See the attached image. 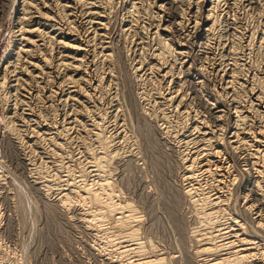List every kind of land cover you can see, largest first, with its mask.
Masks as SVG:
<instances>
[{
  "label": "rangeland",
  "instance_id": "374dc122",
  "mask_svg": "<svg viewBox=\"0 0 264 264\" xmlns=\"http://www.w3.org/2000/svg\"><path fill=\"white\" fill-rule=\"evenodd\" d=\"M118 1L119 4L116 3L113 5L115 6L111 9V12L113 13H110L111 16L109 17L111 29L110 31L108 30V33L113 40L112 59L111 61H102L100 59L96 62L98 65V73L101 76L104 75V89L102 93L97 94L90 88V84L85 83L84 81L80 86L83 87L86 85L85 88L89 92V96L83 97V100H86L83 108L76 106L73 101H70V104L66 106L65 112L68 111L67 113L69 114H71V112L76 114L74 117L77 116L78 121L80 122L76 124L77 129L78 127L84 129L83 126L85 123L86 125L90 124L89 119H97L100 116L104 118L105 121H101L103 122L102 125L97 124V126H95L94 132L97 131L96 133L101 134L104 131L105 134L103 133L102 136L106 137L107 140L110 141L108 143L110 146L105 149L106 151L103 150V153L107 158L109 156V153L107 152H110L111 149L112 151L118 149L119 155L112 159V162L110 161V165L108 166L110 172L108 177L111 182L113 181L112 183H114V187L116 189L118 188L120 197L123 200L126 199L128 201H132L135 205L137 213L135 212L136 214L134 217L137 220L134 221V224H136L139 228L138 234L145 237L147 236V240L150 239L155 245H158L159 248H164V251H170V249H173L174 252L171 250L170 253L176 252L177 254L180 253L182 256L186 253L184 255L186 258L183 256L185 260H182V264H186V262L183 261H186V259L189 260L192 254L191 248L195 247V245H193L195 240L194 237L191 236V231L201 230L203 227L201 228L200 223H198L195 218V209L187 203L186 198L182 195V188L184 184H182L183 181H181L180 177L183 172V168H181L182 166L179 155L182 152V148H184L181 144L183 139L182 135L184 136L185 133L190 132L193 124L190 122H193V119L197 120V117H199L198 115H201V118L203 119L205 118L204 120H206L209 124V129H211L214 135L213 137L216 136V138L213 139H218L217 141L220 143V147L222 145V148H225V151L228 147L227 151L230 150V152H234L231 154L228 152V155L225 158V162L227 160L226 163L232 166L231 169H234V171L233 169L232 171L236 179L231 186V191L233 194H236V197L233 196V194L231 195L233 199L229 201V212L231 210L232 212L230 213L237 217V219L241 220V222L245 224L248 231L254 229L249 226H251L253 218L258 215L254 214V212L258 209H254L253 213L245 210V205L248 202L257 205L259 208L262 206L260 209L262 210L261 214L264 216V203H259L263 202L264 198L255 188L256 181H254V179H258L255 176V170H262V168L264 170V157L258 155L257 158H253V156L251 158L250 155L247 154L249 153L248 149L246 148L247 150H245L244 148L245 141L247 143V147L254 149L258 140H264V123L262 116L259 114L260 107H257V109L254 108L256 106H253L252 108L249 107L248 104H250L249 102H251V99L250 93L247 91L249 88L253 89L251 87L252 85L250 86L248 83L252 81L251 76L255 75L256 78L263 79L261 80V85L263 86L262 91L264 92V70H262L264 69V63L260 64L261 68L259 65L255 68L256 62L263 60H258V57L261 54L259 49H262H258V45L259 47L262 46L264 48V43L263 45L260 44L264 42V36H261L264 35V0H237L236 6H231L228 3V0L221 1L217 7L220 8V15L218 17L220 18L219 22H221L219 23L217 31L215 30L210 36L204 39H191V49L190 51L189 48L186 49L189 52L188 54L191 55V58L194 57L193 59L195 61L192 63L193 66H191L189 62L182 60V58L178 59L176 62L175 59L172 60L173 67L175 69L174 74H178L180 81L182 83L184 82L183 84L181 83L183 85L182 92L185 102H187L186 105L189 110V116L181 113L179 114L176 109L171 111L167 108L166 113H168V119L166 120L161 118L162 110L157 105H154V102L156 95H159L165 87H168V85L159 81L160 76L156 68L154 69V73H152L147 67V62L150 63V65H153L156 61L153 62L152 59H147V55L145 54L141 55L140 58L135 57L133 54L131 56L128 50L129 47L131 50H135L140 47L138 45L134 46L132 43L133 40H136L135 37H139V28L137 23L139 20H142L140 23L145 25L146 28L148 27L147 23H152L149 19L147 20V18L155 14L156 8H154V6L156 5V2H154V0L153 3L152 0H143L141 5H137V7L140 6L138 9L139 11L128 16V14L121 9L122 3L124 5L125 0L122 2L121 0H116V2ZM11 2H13V0H0V6L2 5L0 7V70L2 69L4 62L7 61L6 56L9 52L8 49L11 47V34L13 33L12 26L14 25L12 21L15 19L11 12L13 4L12 3L10 6ZM157 3L164 5L163 9L165 10L159 11V15L162 17L165 16L163 19L168 20L171 16L175 18V21L179 19L181 9L174 3L173 5H170L172 4V0H157ZM200 9L203 12L205 8ZM202 16L204 20L205 15ZM125 18H129L131 20L133 25L131 30L125 31L126 27L129 26L126 23L127 26L125 25L124 27L123 20H125ZM232 18L234 20L236 19L238 23L233 25ZM143 21L145 23H143ZM235 25H241L246 31L249 30V32H245L241 35L240 32L238 33L239 30L233 28ZM199 29L200 27L197 28V30ZM244 29H242V31H245ZM145 30L146 29H143L142 31ZM252 31L253 36L250 34ZM215 33H219L220 36L215 35ZM176 34L177 33H175V35ZM174 38L177 42V36ZM248 38H251L250 43L252 45H249L250 43L247 44L248 41H246V39L249 40ZM258 39H261L262 42ZM138 42L140 41L138 40ZM155 46L156 43L154 41L151 42L149 46H146V48L148 51H151ZM248 46H251V49L248 48ZM184 58L186 59L187 57L183 56V59ZM170 59L172 58L170 57ZM180 62H182L183 65H181L182 63ZM215 64L224 65L227 68V70L225 68L224 73L225 81L216 79V87L220 86L218 87L220 89L213 87L214 85L212 83ZM236 64L240 67H237ZM166 65H170L168 61ZM132 66L134 68L141 66V72L138 73L140 75L144 73L145 70L149 73L148 75H143L141 78H138L136 76L137 72L134 68H132ZM156 66H159L158 63ZM167 70L168 69H166V71ZM176 70L178 71L177 73ZM211 70L213 72L210 74ZM232 72H234L237 77V81L240 83L242 82L241 84H236L231 80L232 78H230L229 74ZM244 73L248 74V82L243 76ZM209 75L212 76L210 77ZM209 79L211 80V83L209 82ZM227 80L231 81L227 82ZM56 85L54 84L53 86L55 87ZM170 86L171 90L176 89L172 83ZM46 88L47 87L43 89L44 92ZM255 90H257V87H255ZM43 91L42 93H44ZM128 91L132 96L131 99L134 104H129L130 102L126 103L128 102L126 94ZM5 92L7 91L0 86V161H2L0 164L3 165H0V176L2 179L0 185V259L2 261H12L13 264H102L104 256L102 257L96 255L98 252L95 248L93 251V249H91V245L94 243L98 244L100 242V245L98 244L97 247L105 249L107 245L103 244L108 243L109 246L111 244L110 239L113 238V236H117L121 232L118 228L119 225H117L113 219L114 216L113 218L112 216H109L110 218L106 217L104 221L98 224L100 226L97 224L96 226L94 223L92 224L88 221V219H91L89 218L91 217L90 213L84 216L87 213L84 212V209L81 206L75 205L73 208H69L67 210L61 209L55 193V189H57L58 186L62 188H69L68 185L71 182H76L82 178L83 180L85 178L84 182H87L88 179H92L93 175L92 172H90L92 168L90 167V165H92L90 162L91 159L84 154V145L86 144V141H82L79 133L72 129L70 130L71 132L69 131L68 136L64 133H59L58 135L55 134L57 128L56 126L60 125L62 120H64L61 103L58 101L54 104L55 107L50 106V109L52 108L50 110V100L46 97L42 98V100H45V102L41 100L42 103H40L41 101L39 102V100L36 101L34 99L32 100V98L26 97L27 99L24 98L26 104L25 108L26 111L30 112L31 110L28 115L30 119L25 118L24 120L23 118H19V120L18 118L12 117V115L10 116L7 108L10 109L11 107L8 105L13 104L14 101H18L19 97H23L19 94H17L18 96L9 95L10 97L8 100H12L14 97L16 98L15 100H12V102L6 103L2 100ZM204 94L209 98L214 99V101L215 99L218 100L216 101L217 106L213 108L208 106V104L205 103L206 100ZM142 101L146 108H151L153 110L154 114L152 116L141 114ZM19 102H21V100H19ZM36 104L39 105V107ZM128 105L131 107L129 108ZM261 106H264V104ZM31 107L32 109H30ZM131 108H136L137 112L134 110L132 111ZM221 108L226 111H224L222 113V117L217 120L216 111ZM113 109L117 110V114ZM237 112L242 113L245 116L246 122L244 124H241L242 122H240V120L238 123L236 122L238 120ZM82 116H84V124H81L83 121H81ZM252 118H256L255 121H257V125ZM24 121L25 123L23 124ZM35 121H38V123L42 126V129H39L38 132L40 130L41 131L36 133L39 135L36 138L33 137L36 134H34L33 129H31V123ZM46 121L50 122L47 123ZM27 123L28 125H26ZM233 123H235V125H233ZM5 125H10L12 128L16 127V129H23L21 132L22 137L17 133L16 129H12L11 131L8 127H5ZM102 128L104 130H102ZM244 130L247 131L245 132ZM111 134L114 135L111 136ZM87 138H89L88 141L91 143L92 141L90 137L87 136ZM243 139L245 140L243 141ZM192 144L193 142L189 143L186 150L194 148L195 144ZM230 148H233L234 151ZM250 152H254V150H250ZM232 154L237 155V157ZM229 155L234 157L232 158V156ZM254 160L255 162L253 164ZM250 163H252V165ZM233 165L236 166L233 167ZM82 169L89 170L86 172V170L84 171ZM60 173H64L65 175L63 176ZM81 173L83 175H81ZM87 173L89 175H87ZM11 174H13L12 176L15 181L12 179ZM57 174L59 178L57 177ZM77 175L81 177L79 178ZM35 177L39 179L36 181L34 179ZM73 177L74 179L77 177V180L75 179L74 181ZM44 179H47L50 184L54 185V189L49 193L46 192L45 189H41L38 183L40 180ZM250 179L252 181H250ZM20 180H22V183ZM248 182L251 184L249 185ZM10 183H12V185ZM66 183L68 184L66 185ZM22 184L24 186L26 185V187L23 188ZM245 185L247 186V189ZM20 188H23V190ZM26 189L29 192H27ZM234 190L238 193L236 191L235 193ZM249 190L250 192H248ZM253 190L254 192H252ZM19 192L24 193L21 194ZM260 196L262 201L259 200ZM28 197L29 199L27 202ZM235 200H238L237 203ZM242 209L245 214L244 216ZM234 210H236V213ZM240 213L244 218L240 217ZM252 215L254 217H252ZM238 216L240 218H238ZM259 217L261 216L259 215ZM107 231L108 233H106ZM248 233L252 234L251 232ZM107 248L112 249L113 247L111 246ZM177 248L178 250L175 251ZM180 250L184 252H180ZM95 255L99 257L97 258ZM92 257L95 259L93 260Z\"/></svg>",
  "mask_w": 264,
  "mask_h": 264
},
{
  "label": "bare ground",
  "instance_id": "6f19581e",
  "mask_svg": "<svg viewBox=\"0 0 264 264\" xmlns=\"http://www.w3.org/2000/svg\"><path fill=\"white\" fill-rule=\"evenodd\" d=\"M122 1L123 0H121V2ZM144 1H146V0H144ZM221 1H223V0H172V4H170V5H173V3H174L181 9L179 19L175 21V18H173V16L169 17L168 20L163 19L165 16L162 17L161 15H159V11L165 10V9H163L164 5L159 4V3H157V0H154V2H156V5L154 6V8H156L155 14H153V16L147 18V20L149 19L152 23H150V22L147 23V25H148L147 28L145 27V25L140 23V22H142V20H139V22L137 23L138 28H139V37L138 38L135 37L136 40H133L132 43L134 46L138 45L140 47L138 49H135V50H131L130 47L129 48L127 47V48L129 50V54L131 56L133 54L135 57L140 58L141 55L145 54V55H147V59L150 58V59H152L153 62L156 61V63L153 65H150V63L147 62V67H148V70L152 73H154V69L156 68L158 73H159V76H160L159 81L161 83H165L168 85V87H165L159 95H156L155 102H154V105H157L158 107L161 108V110H162L161 118L163 120L168 119V116H167L168 113H166L167 108L171 111H173V109H176L179 112V114L181 113L183 115L189 116V110L187 109V105H186L187 102H185L184 95L182 92V86H183L182 84L184 82L182 83L180 81L178 74H174L175 69L173 67L172 60L175 59V62H176V61H178V59L182 58V60H185V62H189V64L191 66H193L192 63H194L193 61H195L193 59L194 57L191 58V55L188 54L189 52L186 49L189 48V51H190L191 39H194V38L195 39L198 38L199 40L204 39V38H207L208 36H210L215 30L217 31L219 23H221V22H219L220 18L218 17L220 15V12H219L220 8H217V7ZM239 1H241V0H239ZM239 1H238V3H239ZM236 2H237V0H228V3L231 6H233V5L236 6ZM116 3L119 4V1L116 2V0H104V1L103 0H13V2L10 3V6L12 4V7H11L12 9L9 7L11 9L13 17L15 18L12 21L14 23V25L12 26L13 33L11 34L12 35L11 36L12 39H11V43H10L11 47H10V49H8L9 52L6 56L7 61L4 62L3 67L0 70V86L5 91H7L3 95L2 100H4L6 103H10V102H12V100H15L16 97H14L12 100H8V98L10 97L9 95H12V96H18L17 94L21 95L23 97V98L19 97V100H21V102H19V100L14 101L13 104L8 105L11 108L10 109L7 108V110H9L8 112L10 113V116L12 115V117H15L18 119L23 118L24 120H25V118H29L28 115L31 112V110H30V112L26 111V108H25L26 104H25L24 98L29 97V98H32V100L33 99L36 101L39 100V102H40L42 100V98L46 97L47 99L50 100L49 101L50 105L48 104L49 109H50V106L55 107L54 104L56 103V101H58L59 103H61V107H62L61 110H63L62 114H63L64 120H62V123L60 125L56 126L57 128H56L55 134L58 135L59 133H61V134L64 133L65 135L68 136L69 131L72 129V130H75L77 133H79L80 139L82 141H84V140L86 141V144L84 145V147H85L84 154L87 155V157H89L92 160V161L90 160V162L92 163V165H90V167H92L90 170V172H92V175H93V177L91 176L92 179H90V180L88 179V181L86 179L87 182H84L85 178H84V180H83V178L77 180V177H76L75 179L77 181L73 182V183L71 182L72 184L70 183L68 185L69 188H67V187L62 188V187L58 186V188L55 189V193L57 196L56 198L59 201V203H58L60 205L59 207H61V209L67 210L69 208H73V206H75V205L81 206V207H83L84 212L87 213L84 216H86L90 213L91 217H89V216L88 217L91 219H88V221H90L92 224L94 223V225L100 224L102 221L105 220L106 217L112 216V218H113V216H114L113 219L117 223V225H119L118 228L121 230V232L117 236H113V238L110 239L111 244L109 246H108V243H105L103 245H107V247L112 246L113 248L114 247L115 248L111 249V248L106 247L105 249L104 248L102 249V247H97L100 242L98 244L94 243L91 245V249H93V251H94V248H95V250L98 252L96 255H99L102 257L104 256L103 259L100 258V259H102V264H182V260L184 258H186L184 256L186 253L183 255L184 256V258H183V256L180 253L179 254H177L176 252L170 253V251L171 250L173 251V249H170V251L167 250L169 252L164 251L165 250L164 248H162V247L159 248V246L155 245L150 239H148L149 240L148 241L147 236L145 237V236H141L140 234H138L139 228L137 227L136 224H134V221L137 220L134 217L135 214L137 213L136 209H135V205L133 204L132 201H128L126 199L123 200L120 197V193H119L118 188L116 189L114 187V183H112L113 181L111 182L109 180L108 175L110 172H109L108 166L110 165V161L112 162V159H114L119 154H118V149L114 150V151H112V149H111L110 152H107V153H109V156L107 158L106 155L103 153L104 152L103 150H105L107 147L110 146V145H108V143L110 141L107 140L106 137L102 136L103 133L105 134L104 131L101 134L96 133L97 131L94 132L95 126H97V124L102 125L103 122H101V121L104 120V118H102L100 116L97 119H89L90 124H88V125H91V126H88V125H86V123L84 121V116H82L81 121L82 120L83 121L81 124L85 123V125L83 126L84 129H82L81 127H78V129H77L76 124L80 123V122L78 121L77 116L74 117V115H76V114H74L72 112H71V114H69V113H67L68 111L65 112L66 106H68L70 104V101H73V103L76 106L83 108L84 102L86 101L85 99L83 100V97L89 96V92L85 88L86 85H84L83 87L80 86L81 83H83L84 81H85V83L90 84V88L97 94L102 93V91L104 89V80H105L104 75L101 76L98 73V65L96 62H97V60H100V59L102 61H111V59H112V56H113V54H112L113 53V49H112L113 40L111 39V37L108 33V30L110 31V29H111L110 28L111 22H109V17L111 16L110 13H113V12H111L112 11L111 9H112V7H115L113 5ZM141 3H143V0H125L124 5L122 3V8L121 7L120 8L123 11H125L129 16V15H132L133 13H137L139 11L138 9L140 6L137 7V5H141ZM152 3H153V0H152ZM200 8H203V9L205 8V9L202 12V10ZM160 14H162V13H160ZM202 15H205L204 20H203ZM126 23L129 26H127ZM143 23H145V22L143 21ZM237 23H238L237 20L233 19L232 24L234 25ZM123 25H124V27H125V25L127 26L125 31L131 30L133 27L131 20L129 18H125V20H123ZM173 27H174V30H173ZM198 27H200L199 30H197ZM233 28L236 30H239L238 33L240 32L241 35L244 34L245 32L246 33L249 32V30L246 31L241 25H239V26L235 25V26H233ZM254 28H256V27H254ZM143 29H146V30L142 31ZM242 29H244L245 31H242ZM175 33H177V34L175 35ZM255 33H257V32H255ZM262 33H263V31H262ZM250 34L253 36V31ZM215 35L220 36L219 33H215ZM246 35H248V34H246ZM175 36H177V38H178L177 42L174 40ZM261 36L263 37L264 35H261ZM109 38H110V41H109ZM248 39L249 40L246 39V41H248L247 44H249L251 41V38H248ZM138 40L140 42H138ZM182 40H183V42H182ZM262 40H263V38H262ZM262 40L260 42H262ZM154 41L156 43V46L153 48V50L148 51L146 46H149V44L151 42H154ZM252 43H253V41H252ZM263 43L264 42H262L260 44L263 45ZM247 44H246V47H247ZM249 45H252V44L250 43ZM206 46H208V45H206ZM250 47L248 46V48H250ZM136 48H137V46H136ZM259 48H262V49L260 50ZM258 49H259V51H261V54L259 56L260 58L257 56L258 60L259 59H263V60L256 62L255 68L258 67V65L260 66V64L264 63V48L262 46L259 47V45H258ZM126 51H127V49H126ZM251 51H253V50H251ZM257 55H259V54H257ZM183 56H186L187 58L183 59ZM170 57L172 59H170ZM167 61L169 62L170 65H166ZM157 63L159 66H156ZM180 63H182V62H180ZM241 64H243V63H241ZM181 65H183V63ZM212 65H214V64H212ZM243 65H245V64H243ZM140 67L141 66L134 68L132 66V68H134L135 71L137 72L136 76L138 78H141L143 75H148L149 72L147 70H145V72L142 73L141 75L138 74L139 72H141ZM237 67H240V66L237 65ZM225 68L226 67L224 65L215 64L214 72L212 70L210 71V74H211V72H213V78H214V79L212 78V81H213L212 83L214 85L213 87H215V88L220 87V86L216 87L218 79L225 81V79H224ZM260 68H261V66H260ZM166 69H168V70L166 71ZM183 69H185V68H183ZM226 70H227V68H226ZM262 70H264V69H262ZM177 72L178 71L176 70V73ZM246 72H247V70H246ZM173 74L176 76H174ZM246 74L247 73H244L243 76L246 79V81L248 82V74L247 75ZM105 75H106V73H105ZM229 75H230V78H232L231 80L234 83H236V84L242 83V82L240 83L239 81H237L238 79L235 76L234 72H232ZM251 78H252V81L249 82L248 85H250V86L252 85L251 87L253 89H251V88L247 89L248 93H250V99H251V102H249L250 104H248V105L250 108H252L253 106H256V107H254L256 109H257V107H260L259 114L262 116L263 123H264V106H261L262 104H264V92L262 91L263 86L261 85V80H263V79L256 78L255 75L251 76ZM210 79H209V82L211 81ZM106 80H107V78H106ZM231 80H227V82L231 81ZM205 81H207V80H205ZM171 83L176 87L175 90H171V86H170ZM218 83H220V82H218ZM229 83H228V85H229ZM52 84L53 85L57 84V85L54 87ZM45 87H47V88L44 92L43 89ZM255 87H257V90H255ZM221 88H222V86H221ZM223 88H224V86H223ZM218 89H220V88H218ZM42 91L44 93H42ZM126 94L128 97V100H127L128 102H126V103L130 102L129 104H132L133 102L131 99L132 96H131L130 92L128 91V93H126ZM204 96H205V100H206L205 103L208 104V106H210L211 108L217 106L216 101H218V100L215 99V101H214V99L209 98L205 94H204ZM17 99H18V97H17ZM42 101L45 102V100H42ZM42 101L40 103H42ZM123 101H124V99H123ZM223 101H225V100H223ZM35 103H37V102H35ZM141 103H142L141 114H144V115L147 114L148 116L149 115L152 116L154 114L153 110L151 108H146L144 106L143 101ZM17 106H18V108H17ZM37 106L39 107V105H37ZM41 106H42V104H41ZM130 107L131 106H129V108ZM137 108H138V106H137ZM191 108H192V106H191ZM224 108H225V106H224ZM30 109H32V107ZM125 109H127V108H125ZM131 109H132V111L134 110L137 112L136 108H135L136 110L133 108H131ZM59 110H60V108H59ZM68 110H70V109H68ZM114 111L117 114V110H114ZM128 111H130V110H128ZM138 111L140 112L139 109H138ZM224 111H226V110H223L222 108L218 109L216 111V114H217L216 119L217 120L222 117V115H223L222 113ZM139 112H138V114H139ZM112 113H113V111H112ZM237 113H238L237 114L238 118L235 115L236 118L238 119L236 122L238 123L240 120V122H242L241 124H244L246 122L245 116L242 113H239V112H237ZM41 116H43V115H41ZM111 116H112V114H111ZM198 116L199 117H197L198 118L197 120H194V119L192 120V118H191V120L193 122H190V123H193V124L191 126L190 132L185 133L184 136L182 135L183 139H182L181 144L184 148H182L183 153L181 152L179 156H180V162H181V166H182L181 168H183V172L181 174L180 179H181V181H183L182 184H184V186L182 188V195H184V198H186L187 203H189L193 207V209H195V218L198 221V223H200L201 228L202 227L203 228L201 229L199 227L201 230H192L191 231V234H192L191 236L194 237V240H195V243H193V245H195V247L191 248L192 254H191V257L189 258V260L186 259V261H183V262H186V264H264V218H263L264 216L261 214L262 210L260 209V208H262V206L259 208L257 205H255L253 203H250V202L247 203L246 202L247 204L245 205V210L253 213L254 209L255 210L258 209L257 211L254 212V214H256V215L258 214V215L255 217L252 215V217H254L253 221L255 223L251 219V221L253 222V225H252V222H251L252 227L248 225L250 228H254V229H251L249 231L247 230L245 224L243 222H241V220L237 219V217H235L234 215H232V213H230V212H232L231 210L229 212V208H230L229 207V205H230L229 201L231 199H233L231 196L233 194L231 191V186L233 185V183L236 180L235 175L233 173L234 169L232 168L233 169V171H232V169H231L232 166L229 165L228 163H226L227 160L225 162V158L227 157L228 152H230V150L227 151V148H228L227 147L226 151H225L224 150L225 148H222V145L220 147V145H219L220 143L217 141L218 139H213V138H216V136L213 137L214 135H213L211 129H209L210 128L209 124L207 123L206 120H204L205 118L204 119L201 118L202 117L201 115H198ZM63 117H62V119H63ZM188 119H190V118H188ZM252 119H253V121H255L256 118H252ZM247 120H249V119H247ZM9 121H11V120H9ZM9 121H8V123H9ZM21 121H23V120H21ZM50 121H48V122H50ZM260 121H262V120H260ZM27 122H29V121H27ZM99 122H101V123H99ZM24 123H25V121L23 122V124ZM256 123H257V121H255V124ZM16 124H18V123H16ZM249 124H250V122H249ZM26 125H28V123ZM218 125H220V124H218ZM233 125H235V123H233ZM31 126H32L31 129H33L34 134L39 133L41 130L39 132H38V130L42 129L41 128L42 126L40 125V123H38V121L32 122ZM5 127H8L11 131H12V129H16V127H14V125H13L14 128H12L10 125H5ZM121 127H122V125H121ZM221 127H222V124H221ZM252 127H254V126H252ZM28 128H29V126H28ZM50 129H52V128H50ZM16 130H17V133L22 137L21 132L23 129H16ZM102 130H104V129L102 128ZM183 132H184V130H183ZM226 132H228V131H226ZM30 133H32V132H30ZM239 134H240V132H239ZM251 134H253V133H251ZM113 135L111 134V136H113ZM233 135H234V132H233ZM38 136L39 135L36 134L33 137L36 138ZM87 136L90 137V139L92 141L91 143H90V141H88L89 138H87ZM262 136H263V134H262ZM222 140H224V139H222ZM226 140H228V139H226ZM244 140L245 139H243V141ZM256 140H258V139H256ZM21 141H20V143H21ZM191 142H193V144H195V147L192 148L193 147L192 146L191 147L192 149L186 150L187 145ZM241 142H242V140H241ZM26 143H28V142H26ZM235 143H237V142H235ZM95 144H97V145H95ZM223 145H225V144H223ZM236 145H238V144H236ZM244 145H245L244 146L245 150L248 149L249 153H247V154H249L251 158H252V156H253V158H257L258 155H261V157H264V140L263 139L262 140L260 139L257 141V145L255 146L254 149H250L249 147H247L246 141L244 142ZM240 146H241V144H240ZM251 147H252V145H251ZM233 148L232 149L230 148V149L233 150ZM250 150H254V152H250ZM231 153H234V152L231 151L230 154ZM27 155H28V153H27ZM232 155H235V154H232ZM232 155H229V156H232ZM244 155H245V153H244ZM235 156L237 157V155H235ZM28 157H29V155H28ZM233 157L234 156H232V158ZM26 159H29V158H26ZM0 162L2 163V161H0ZM254 162H255V160L253 161V164H254ZM258 162H260V161H258ZM88 163H89V161H88ZM231 164H233V163H231ZM250 164L252 165V163H250ZM0 165H2V164H0ZM235 166L236 165H233V167H235ZM246 167H248V166H246ZM246 167H244V168H246ZM82 170H84V169H82ZM88 170H86V172ZM240 170H241V168H240ZM240 170H238V171H240ZM242 172H244V171H242ZM245 172H246V170H245ZM255 173H256L255 176L258 178L257 180L254 179V181H256L255 188L257 189V191H259L262 194V197L264 198V170H263V168H262V170H260V169L255 170ZM58 174H57V177H58ZM84 174H86V173H84ZM254 174H253V176H254ZM12 175L13 174H11V176ZM61 175L64 176L65 174L63 173ZM81 175H83V174L81 173ZM87 175H89V174L87 173ZM78 177L80 178L81 176H78ZM240 178H241V175H240ZM3 179H5V178H3ZM12 179H13V176H12ZM34 179L37 181L39 178L35 177ZM73 179H74V177H73ZM75 179H74V181H75ZM238 180H239V178H238ZM238 180H237V182H238ZM1 181H2V179L0 176V185H1ZM21 181L22 180H20V182ZM250 181H252V180L250 179ZM6 182H8V181H6ZM61 182H63V181H61ZM4 183H5V181H4ZM38 183H39L41 189H45V191L48 193L54 189V185L50 184L47 179L40 180ZM10 184L12 185V183H10ZM67 184L68 183H66V185ZM250 184L251 183H249V185ZM24 187H26V185L25 186L23 185V188ZM23 188H20V189L23 190ZM246 189H247V186H246ZM236 190H234V192ZM251 190H252V188H251ZM26 191H27V189H26ZM27 192H29V191H27ZM245 192H247V191H245ZM245 192H243V193H245ZM248 192H250V190ZM252 192H254V190ZM19 193L23 194L24 192L23 193L19 192ZM249 194H252V193H249ZM235 195L236 194H233V196H235ZM253 198H255V197H253ZM28 199H29V197L27 198V202H28ZM259 200L262 201L261 196H260ZM237 201H236V203H237ZM254 201H255V199H254ZM231 203H232V201H231ZM259 203L260 204L264 203V201L259 202ZM237 206H238V204H237ZM234 208H235V206H234ZM231 209H232V207H231ZM238 209H241V208H238ZM243 209H242V212H243V216H244L245 214H244ZM234 211L236 213V210H234ZM241 213H240V215H241L240 217H243ZM263 213H264V211H263ZM259 215L261 217H259ZM240 217L238 216V218H240ZM87 224H88V222H87ZM98 226H100V225H98ZM248 232H251L252 234H249ZM106 233H108V231ZM252 235H254V236H252ZM95 238H97V237H95ZM99 238H102V237H99ZM177 250H178V248L175 251H177ZM180 252H184V251L180 250ZM187 253H189V252H187ZM92 254H90V255H92ZM94 259L95 258H93V260ZM0 264H13V262L12 261L8 262L7 260L2 261L0 259Z\"/></svg>",
  "mask_w": 264,
  "mask_h": 264
}]
</instances>
